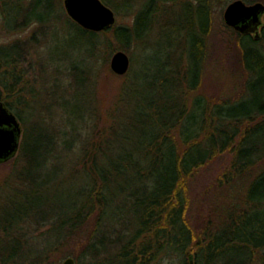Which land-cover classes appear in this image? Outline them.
Listing matches in <instances>:
<instances>
[{
    "label": "trees",
    "instance_id": "1",
    "mask_svg": "<svg viewBox=\"0 0 264 264\" xmlns=\"http://www.w3.org/2000/svg\"><path fill=\"white\" fill-rule=\"evenodd\" d=\"M32 1L31 14H36L39 7L51 11L54 2ZM102 1L115 12L120 11V8L114 9L112 0ZM151 1L134 12L130 26L114 23L103 31H92L72 23L80 37L87 38L88 51L96 54L104 47L108 59L117 49L127 50L129 43L148 29L144 17L153 14L157 7L155 1ZM160 1H181L191 20L188 30L192 46L185 61L179 60L168 74L178 81L175 91L180 94L176 103L178 113H137L134 129L118 132L110 116L106 134L97 136L99 125H95L97 132L91 134L97 135L90 143L89 132L81 137L82 128L77 122L68 127L64 125L56 133L34 130L28 136L24 132L14 159L18 168L23 165L12 189L16 197L28 198V202L13 204L7 200L4 211L11 213L2 215L0 212V264H44L52 251L81 230L97 208L99 214L93 236L107 205L101 201L106 189L111 196L121 192L125 202L131 203L133 212L128 224L137 225L117 253L120 264H151L161 258H170L175 264H189L190 256L193 264H253L264 259V50L259 48L264 34L254 39L235 33L240 51L238 62L247 74L248 97L241 98L240 92L235 97L227 95L225 99L213 101L193 93L201 85L213 5L221 0ZM22 8L19 0H0V13L6 27H14ZM22 19L41 22L43 17L37 14ZM11 48L0 45V85L4 88L0 101L8 108L11 96L22 99L19 94L22 87L16 75L19 60ZM81 64H71L69 73L75 79H81L86 72ZM14 114L22 122L21 116ZM71 132L75 137L80 136L77 140L82 152L78 159L80 164L72 169L79 170L81 165L89 179L79 193L88 192L86 204L92 203L86 208H78L76 204L68 208L60 203L58 174L62 167L59 160ZM117 133L121 135L115 142ZM106 143L115 148V153L107 163L100 164L97 155L104 154ZM220 154H228L229 160L217 177L218 185L228 192L226 211L213 227L197 225L189 220L187 213L189 184L201 167ZM112 178L122 179L124 184L137 180L139 184L130 190L120 184L114 188L109 185ZM218 225L220 228L215 230Z\"/></svg>",
    "mask_w": 264,
    "mask_h": 264
},
{
    "label": "rangeland",
    "instance_id": "2",
    "mask_svg": "<svg viewBox=\"0 0 264 264\" xmlns=\"http://www.w3.org/2000/svg\"><path fill=\"white\" fill-rule=\"evenodd\" d=\"M53 1L51 11L46 12L43 7H39L36 14H31L30 4L33 1L19 0L23 7L22 15L12 28L4 25V17L0 13V45L11 46V52H14V57L19 60L16 75L19 77V87H22L19 90L22 99L16 100L11 96L9 108L22 118L20 141L24 132L28 136L34 130L56 133L61 131L64 125L68 127L77 122L82 128L81 137H85L89 132L90 143L97 134H106L110 116L117 124L115 129L118 132L121 129H134L138 119L137 113H178L177 98L180 94L175 93L178 81L168 74L179 60L185 61L192 46V36L188 30L191 20L181 1L154 0L157 4L156 10L144 17L149 25L148 29L141 37L131 41L127 50H124L130 58L129 69L124 75H116L111 71V55L107 59L106 48H101L96 54L88 51L87 38L80 37L79 30L66 13L63 0ZM230 1L223 3L221 0L213 5L201 85L193 93H200L213 101L225 99L227 95L235 97L240 92L241 98H247L249 95L245 89L247 74L238 62L240 51L236 34L223 20V10ZM150 2L152 1L112 0L114 9L120 8L118 12L113 10L116 25L130 26L134 12L142 6H148ZM37 14L42 15L41 22L21 20L24 16L33 17ZM259 48L264 50V40L259 43ZM73 62L82 63L80 66L86 68L81 79H75L73 74L69 73ZM188 80L190 81V78ZM3 89L0 85V92H3ZM191 97L192 95L189 99ZM81 117L84 119L81 120ZM97 124L98 133L92 135V131L97 132L94 127ZM119 135L121 134L117 133L115 136V142L118 141ZM69 137L59 160L62 167L58 174L61 178L60 203L66 204L63 207L68 208L73 204L78 208H86L92 203L86 204L88 192L79 193L88 185L89 179L81 165L79 170L72 169V166L80 164L78 159L82 152H79L81 144L79 145L77 140L80 136L75 137L71 132ZM71 145L75 146L69 149ZM114 153L115 148L106 143L104 154L99 152L97 161L105 164ZM17 155L18 150L10 159L0 161L2 215L11 213L4 211L7 200L13 204L19 201L28 202V198L16 197L12 189L23 165L22 163L17 167L18 163L14 161ZM228 162V154H220L192 177L188 188L187 212L191 222L211 227L220 222V215L226 211L224 209L228 192L218 185L217 177ZM118 184L130 190L136 188L139 182L131 180L124 184L122 179L112 178L109 183L114 188ZM104 195L101 201L107 202V205L100 214L95 234L91 236L97 225V208L89 215L81 230L66 244L52 251L44 264H59L67 256H72L77 264H120L117 253L128 239V233L134 231L137 225L128 224L133 209L131 203L125 202L121 192L111 196L106 189ZM220 226H216L215 230ZM37 233L38 231H34V234ZM38 240L39 237L36 241ZM87 244L89 245L86 248ZM151 264L175 262L170 258H161ZM253 264H264V259L254 261Z\"/></svg>",
    "mask_w": 264,
    "mask_h": 264
},
{
    "label": "water",
    "instance_id": "3",
    "mask_svg": "<svg viewBox=\"0 0 264 264\" xmlns=\"http://www.w3.org/2000/svg\"><path fill=\"white\" fill-rule=\"evenodd\" d=\"M68 16L81 27L92 31H103L115 23V13L102 0H63ZM264 3L246 4L243 0H233L224 9L226 25L241 32H255L261 24ZM109 66L116 75H124L130 66L126 51L115 50L109 59ZM22 133L17 116L0 101V161L10 159L19 148ZM59 264H76L72 256L65 257ZM189 264H193L190 256Z\"/></svg>",
    "mask_w": 264,
    "mask_h": 264
},
{
    "label": "flooded vegetation",
    "instance_id": "4",
    "mask_svg": "<svg viewBox=\"0 0 264 264\" xmlns=\"http://www.w3.org/2000/svg\"><path fill=\"white\" fill-rule=\"evenodd\" d=\"M231 1H233V0H231ZM230 1V2H231ZM246 4H252V3H255V2H258V1H260V2H263L264 3V0H254V1H252V2H246L245 0H243ZM230 2H228V3H230ZM227 3V4H228ZM227 4H226V6H227ZM225 6V7H226ZM225 9V8H224ZM223 13H224V10H223ZM223 13H222V15H223ZM223 20H224V17H223ZM225 23V22H224ZM226 25V24H225ZM227 27H229L230 29H231V31H233L234 33H236V34H238V35H246V36H250V37H253L254 39H259L263 34H264V14L261 16V24L257 27V29L255 30V32H250V31H248V32H241V31H239V30H236V29H234L233 27H231V26H228V25H226Z\"/></svg>",
    "mask_w": 264,
    "mask_h": 264
}]
</instances>
